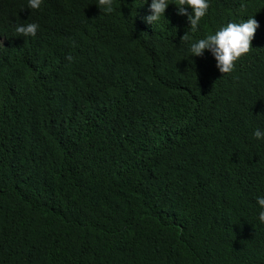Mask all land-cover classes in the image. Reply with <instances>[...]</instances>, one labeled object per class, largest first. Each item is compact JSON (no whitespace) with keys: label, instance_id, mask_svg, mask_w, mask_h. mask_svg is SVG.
<instances>
[{"label":"trees","instance_id":"obj_1","mask_svg":"<svg viewBox=\"0 0 264 264\" xmlns=\"http://www.w3.org/2000/svg\"><path fill=\"white\" fill-rule=\"evenodd\" d=\"M169 2L0 0V264H264V0ZM252 15L233 72L191 56Z\"/></svg>","mask_w":264,"mask_h":264},{"label":"clouds","instance_id":"obj_2","mask_svg":"<svg viewBox=\"0 0 264 264\" xmlns=\"http://www.w3.org/2000/svg\"><path fill=\"white\" fill-rule=\"evenodd\" d=\"M115 2L116 0H96L103 14L116 11ZM210 2L211 0H175L174 3L177 7V15L186 16L190 25L189 29L197 32L202 18L208 13ZM42 4L43 0H27V8L31 10L40 9ZM143 4L149 6V14L145 22L158 26L172 3L169 0H151L149 4V0H143ZM259 27L260 23L255 15L249 16L242 22H229L214 33L210 32L202 38L191 41L188 51L191 56L202 57L205 55V50H208L216 61L217 69L223 74L231 73L236 67V62L252 49V41ZM39 28L40 25L37 22H31L17 24L15 31L24 37H35ZM68 59L71 60L73 57L69 55ZM253 136L257 140L264 141V128L256 127ZM255 200L258 205V222L264 225V195H257Z\"/></svg>","mask_w":264,"mask_h":264}]
</instances>
